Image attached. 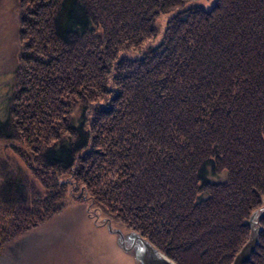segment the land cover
Listing matches in <instances>:
<instances>
[{
  "label": "trees",
  "instance_id": "16d2710c",
  "mask_svg": "<svg viewBox=\"0 0 264 264\" xmlns=\"http://www.w3.org/2000/svg\"><path fill=\"white\" fill-rule=\"evenodd\" d=\"M18 0L0 251L88 204L176 264H232L264 204V0ZM248 264H264V219Z\"/></svg>",
  "mask_w": 264,
  "mask_h": 264
},
{
  "label": "rangeland",
  "instance_id": "374dc122",
  "mask_svg": "<svg viewBox=\"0 0 264 264\" xmlns=\"http://www.w3.org/2000/svg\"><path fill=\"white\" fill-rule=\"evenodd\" d=\"M215 1L187 0L181 7L159 16L156 39L160 38L169 16L189 6L206 9ZM17 5L18 0H0V109L14 87L20 41ZM109 226L124 234L131 232L91 205H72L0 251V264H135L117 244Z\"/></svg>",
  "mask_w": 264,
  "mask_h": 264
},
{
  "label": "water",
  "instance_id": "95a60500",
  "mask_svg": "<svg viewBox=\"0 0 264 264\" xmlns=\"http://www.w3.org/2000/svg\"><path fill=\"white\" fill-rule=\"evenodd\" d=\"M262 219H264V204L258 210L253 211L248 221L245 222V225L250 228L249 239L235 255L232 264H248L250 262L259 242L262 228L259 223ZM108 228L116 235L117 244L121 246L123 252L132 257L135 264H176L138 233L131 231L124 234L119 228L118 230H111L110 226Z\"/></svg>",
  "mask_w": 264,
  "mask_h": 264
}]
</instances>
